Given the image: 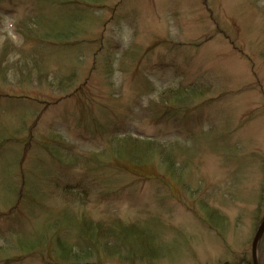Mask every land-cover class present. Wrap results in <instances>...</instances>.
<instances>
[{"label": "rangeland", "instance_id": "rangeland-1", "mask_svg": "<svg viewBox=\"0 0 264 264\" xmlns=\"http://www.w3.org/2000/svg\"><path fill=\"white\" fill-rule=\"evenodd\" d=\"M56 28L72 33L36 36ZM193 82L204 85L198 104L149 115L158 92ZM127 135L175 164L160 152L118 157ZM61 214L75 225L48 234L87 246L80 264L251 259L264 216V0H0V244ZM81 219L143 226L155 246L119 257L112 240H84ZM38 255L14 264H59Z\"/></svg>", "mask_w": 264, "mask_h": 264}, {"label": "trees", "instance_id": "trees-1", "mask_svg": "<svg viewBox=\"0 0 264 264\" xmlns=\"http://www.w3.org/2000/svg\"><path fill=\"white\" fill-rule=\"evenodd\" d=\"M41 25V22L36 21L34 28L40 29ZM66 27L74 28L75 26L71 21V23H68ZM63 28H60L59 30L56 28L52 29L50 32H45V36H43L42 31L40 30L36 36L37 38H41L39 39L41 41L44 39H53L54 41H57V44H59L62 40H66L72 33L70 28L62 31ZM203 86L204 85L200 83L193 82L187 84L186 86H173L161 90L157 93L154 99L150 100L148 110L149 115H153L155 119L160 120L166 117H173L178 113H182L187 109L192 108L191 105L198 104L196 102L200 101L204 97L205 91ZM115 141L116 144H114V150L118 157L131 156L133 157L131 159H135V156H137L139 163H148L149 159L152 157V152H160L166 159L164 161L168 163V171H170L169 169L171 166L175 164L174 159L176 157V153L171 154L165 150H161L165 148H163L160 144H156L153 140L140 139L132 137V135H127L119 137L115 139ZM119 143H127L128 146ZM7 186L8 183L5 182V190L6 188H9ZM14 191L15 190L12 189L10 193H13ZM16 194V200H21V197L24 196L23 186L16 190ZM63 215L64 214H61V216L57 217L56 220L48 222V224L45 225L43 230L39 231L38 234H29L27 236L18 235L17 238L13 240L10 239V236L4 235V241L0 244V264H14L34 260L36 259V256H34L36 252L39 254L38 256L40 258H51V260H54L53 263L57 262L59 264H80L81 261L87 260L90 256L87 246H80L77 250V248H73L75 247L74 244L68 243L65 238L58 235V232L54 236L48 234L53 230L52 226L54 227L58 225V227H61L63 231L65 230V226L75 225L74 219L70 218L65 220ZM206 215L208 220H210L212 227H222L224 218L221 220V217L218 216L219 214L216 210H209V213H206ZM261 220L262 218L258 220L256 226H258ZM94 227H97V229ZM78 229L84 236V240H92V238L95 239V236H99L101 239L106 238L107 241L112 240V244L115 248V251L113 252L117 253L119 257H121L120 255L122 250L126 255H134V253L138 251L142 253L148 252L151 254L153 249L151 247L155 246L151 233L149 231L146 232L143 226H128L122 228L113 226L108 229H104L98 225L85 223L84 219H81L78 224ZM140 237L141 239L138 241V238ZM142 238H145L146 241H143ZM137 241L140 243L137 244ZM48 245H50V249L47 248L46 254V247ZM146 246L150 247L146 250L143 249ZM155 251L157 252L158 250L155 249ZM240 262L242 264H252L251 259L246 257L239 259L234 258L232 263L240 264ZM258 262L259 264H264V233L258 244Z\"/></svg>", "mask_w": 264, "mask_h": 264}, {"label": "water", "instance_id": "water-1", "mask_svg": "<svg viewBox=\"0 0 264 264\" xmlns=\"http://www.w3.org/2000/svg\"><path fill=\"white\" fill-rule=\"evenodd\" d=\"M264 233V219L260 222L255 235L253 237L252 240V244H251V256H252V263L253 264H258V259H257V246H258V242L262 236V234Z\"/></svg>", "mask_w": 264, "mask_h": 264}]
</instances>
